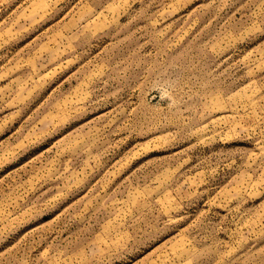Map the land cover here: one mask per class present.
<instances>
[{
	"label": "rangeland",
	"instance_id": "obj_1",
	"mask_svg": "<svg viewBox=\"0 0 264 264\" xmlns=\"http://www.w3.org/2000/svg\"><path fill=\"white\" fill-rule=\"evenodd\" d=\"M0 264H264V0H0Z\"/></svg>",
	"mask_w": 264,
	"mask_h": 264
}]
</instances>
